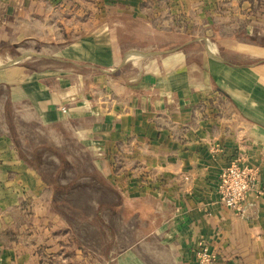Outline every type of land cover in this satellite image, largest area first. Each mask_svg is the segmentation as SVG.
Returning a JSON list of instances; mask_svg holds the SVG:
<instances>
[{
  "label": "crops",
  "instance_id": "1",
  "mask_svg": "<svg viewBox=\"0 0 264 264\" xmlns=\"http://www.w3.org/2000/svg\"><path fill=\"white\" fill-rule=\"evenodd\" d=\"M109 2L116 10L112 14L101 8ZM142 2L0 0V85L9 88L6 98L26 106L41 126L66 120L63 124L79 151L96 154L90 161L80 158L82 168L75 173L97 185L92 202L96 221L99 232L105 231L112 244L107 256L76 244L72 223L56 204L58 171L49 174L15 154L0 91V124L5 125V136L0 133V264H36L39 257L46 258V264H72L73 256L93 259L84 264H199L196 249L201 244L218 254L219 264H264V97L260 91L247 92L245 83L243 88L232 89L219 81L231 77L227 83H241L242 72L257 68L229 67L218 59L217 63L210 60L211 65L202 71L186 63L189 47L146 63L140 55L123 60L132 51L143 52L115 36L119 24L125 26L120 19L136 15ZM190 12L201 17L193 5ZM87 17L99 20L97 29L52 51L48 57L57 61L55 66L38 69L21 64L23 58L15 62L28 56L24 52L27 39L43 40L35 35L44 32L38 28L39 19L51 23L46 25L50 34L54 20L62 18L69 34L73 19ZM235 34L223 44L231 43L234 53L264 50ZM6 50L14 58L3 66ZM125 160L127 169L123 170ZM234 160L248 162L257 170L258 183L248 199L246 217L237 216L219 201L220 173ZM136 163H143L145 172L137 173ZM126 192L136 197H119ZM25 198L31 200L28 210L33 215L43 212V218L24 223ZM104 204L113 211L110 218L103 217ZM9 213L15 214L14 220H7ZM8 223L17 229L6 228ZM42 232L46 236L61 233V239L50 242L46 237L42 242ZM18 234L26 240H15Z\"/></svg>",
  "mask_w": 264,
  "mask_h": 264
},
{
  "label": "rangeland",
  "instance_id": "2",
  "mask_svg": "<svg viewBox=\"0 0 264 264\" xmlns=\"http://www.w3.org/2000/svg\"><path fill=\"white\" fill-rule=\"evenodd\" d=\"M107 4V8L102 5L103 11H107L109 14H112L111 11H116L113 7H110V2ZM192 5L195 10L201 13L200 18L196 17L195 13L192 14L190 12ZM143 11L146 17H143ZM233 11L238 12V16L231 17L229 14L233 13ZM120 20L125 23L124 27L122 23L121 25L119 24L117 30H120V32L115 35L119 37L120 42L130 47L136 45L138 50H142L144 53H151L141 56L142 63L155 59L158 55L174 53L179 49L181 50L182 47H189L187 51L189 60L186 63L199 67L202 71H205L211 65V61L217 63L216 60L218 59L223 60L222 64L229 67H231L229 65L231 64L232 66L257 68L254 72H242L240 76L241 83L229 84L227 81L231 77L225 79L223 76L219 81L232 89L243 88V83H245L247 92L260 91L264 97V50L248 48L249 51L247 53L236 54L234 53L236 52L234 47L233 50L230 48L231 43L227 47L223 46L225 40L231 41V37L235 34L233 31L236 30V38L246 39L250 43L264 47V0H239V2L234 3H231L230 0H201L199 3L195 0H143L141 10H136V15L133 17L129 15ZM34 22H37V20L34 19ZM38 24V28L44 30V32L40 33V35H35L42 36L43 40L27 39L24 42V46L28 47L24 52L28 56L22 59L23 62L21 64L44 69L50 65L55 66L57 64L56 60L54 63V60L48 57L49 54H52V51H56L60 46L70 44L83 36H87L93 30L95 31L99 25V20L92 17L73 19L72 32L69 34H67V28L63 25L62 18L54 20L52 24L54 32L50 34L47 32L46 25H51V23L48 22L47 18L39 19ZM123 29L127 32H123ZM240 29L242 30L241 34L237 33ZM233 45L235 46V44ZM32 47L37 49H31ZM32 52L47 56L39 58L34 56ZM9 55H11L9 51L3 52V63L1 64H5L9 59L14 58V56L11 57ZM223 56L229 58L230 63ZM128 57L126 55L123 60L125 58L128 59ZM137 58L139 59V55ZM174 59L168 60L169 64L167 66L170 69L174 66ZM130 60L133 59H128V61ZM162 60L163 62L167 61L166 57H163ZM196 73H200L199 70ZM194 76L197 77L196 74ZM215 78L218 79L217 76ZM0 91H3V105L9 117V121L7 120L11 130V136H9L14 143L15 154L18 153L25 161L27 160V164L30 166L47 169L49 174L50 171L57 169L58 172L54 180L55 186L59 188L56 191L59 197L56 199V204L63 211L65 217L71 221L72 228L76 234V244L80 247L85 245L89 248V252H92L91 249H93L94 254L101 256L104 252L106 256L109 255L107 253V243L102 240L103 237L99 232V226L96 221V209L94 208L96 204H92L96 196L93 193L96 188L95 182L85 181L83 176L75 173L82 168L80 158H88V161H90V158L95 157L96 154H83L79 151L80 148L74 145V139L68 127L63 124L66 120L57 119L55 120V125L49 127L41 126L33 118L31 111L26 106L14 105L6 98V92L9 91V88H3V83L0 85ZM242 100L246 101L245 98H242ZM242 107H244V104H242ZM250 108L251 106L247 107L248 110ZM62 112L67 114L68 109L67 112L62 109ZM262 124L264 126V121H262ZM0 133H4L5 136L4 124H0ZM89 147L94 152L96 151L95 147ZM82 164L85 165V162ZM87 164L89 163L87 162ZM123 164V167L120 168L126 170L127 160ZM134 170L137 173H143L146 168L143 163H136ZM142 186L144 185H139V187ZM80 189L92 192H81ZM1 196L0 192V198ZM119 197L132 199L136 196H131L130 193L126 192L124 194L121 193ZM141 202L138 203L140 204ZM30 206L31 200L25 198V224H29L31 221L36 222L38 217H44L43 212L36 214L35 211L33 215L32 211L28 210ZM101 211L104 218L111 217V208L106 209L105 204L101 205ZM6 217H8L7 220L12 221L15 219V214L9 213L8 215L6 214ZM8 224L10 226L6 228L17 229L16 224ZM46 237H50V242H58L61 239V233L53 232L50 236H46L44 232L40 234L42 242ZM15 240L19 242L25 241L26 237L18 234ZM9 242L13 243L15 241ZM106 256L103 255L102 258L106 259ZM39 258L40 260L36 259V264H46V258ZM59 258L62 259L60 256ZM71 260L72 264H84L85 262L83 263L82 261H93V259L76 256H73ZM197 260L201 264L199 258ZM221 261L222 259L218 256L211 264H219Z\"/></svg>",
  "mask_w": 264,
  "mask_h": 264
},
{
  "label": "built area",
  "instance_id": "3",
  "mask_svg": "<svg viewBox=\"0 0 264 264\" xmlns=\"http://www.w3.org/2000/svg\"><path fill=\"white\" fill-rule=\"evenodd\" d=\"M67 112L66 107L63 108ZM257 170L248 162L241 160L231 161L220 173L218 179L219 201L231 209L237 216L246 217L248 214V199L257 187ZM197 258L201 264H211L217 253L210 247L201 244L196 249Z\"/></svg>",
  "mask_w": 264,
  "mask_h": 264
},
{
  "label": "trees",
  "instance_id": "4",
  "mask_svg": "<svg viewBox=\"0 0 264 264\" xmlns=\"http://www.w3.org/2000/svg\"><path fill=\"white\" fill-rule=\"evenodd\" d=\"M12 134H13V129H12ZM13 138H14V135H13ZM16 141V140H15ZM96 185V184H95ZM96 190H97V185H96V188H95V190L93 191V193L96 195ZM89 192H92V191H89ZM96 197V196H95ZM94 197V198H95ZM113 213V211H111V214ZM101 232V236L103 237V238H105V241H106V243H107V253H110V250H111V247H112V244H111V242L110 241H108L107 240V234H106V232L104 231H100Z\"/></svg>",
  "mask_w": 264,
  "mask_h": 264
},
{
  "label": "water",
  "instance_id": "5",
  "mask_svg": "<svg viewBox=\"0 0 264 264\" xmlns=\"http://www.w3.org/2000/svg\"><path fill=\"white\" fill-rule=\"evenodd\" d=\"M145 54H151V53H144V52H135V51H132V52L128 53L127 56H133V55H136V56H138V55L143 56V55H145ZM24 57H26V55L21 56L20 58H18L17 60H15V62L19 61L20 59H22V58H24ZM11 63H12V61H10V62L4 64L3 66L8 65V64H11ZM0 66H2V65H0Z\"/></svg>",
  "mask_w": 264,
  "mask_h": 264
}]
</instances>
